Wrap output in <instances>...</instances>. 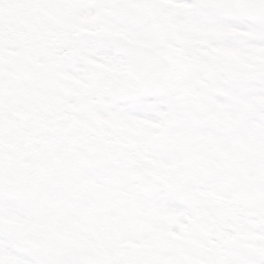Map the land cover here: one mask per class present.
<instances>
[{
    "label": "snow or ice",
    "instance_id": "1",
    "mask_svg": "<svg viewBox=\"0 0 264 264\" xmlns=\"http://www.w3.org/2000/svg\"><path fill=\"white\" fill-rule=\"evenodd\" d=\"M0 264H264V0H0Z\"/></svg>",
    "mask_w": 264,
    "mask_h": 264
}]
</instances>
